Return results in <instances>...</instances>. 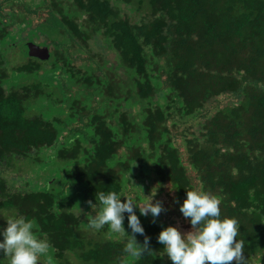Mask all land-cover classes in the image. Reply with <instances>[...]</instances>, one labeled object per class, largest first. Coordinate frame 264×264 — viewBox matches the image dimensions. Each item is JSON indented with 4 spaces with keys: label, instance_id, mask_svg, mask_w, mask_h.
Returning a JSON list of instances; mask_svg holds the SVG:
<instances>
[{
    "label": "trees",
    "instance_id": "obj_1",
    "mask_svg": "<svg viewBox=\"0 0 264 264\" xmlns=\"http://www.w3.org/2000/svg\"><path fill=\"white\" fill-rule=\"evenodd\" d=\"M42 38L48 61L29 56ZM222 96L236 103L211 114ZM153 184L180 215L185 189L216 196L244 264H264V0H0V208L33 221L51 264H171L156 239L170 206L140 217L155 254L139 259L82 229L98 191Z\"/></svg>",
    "mask_w": 264,
    "mask_h": 264
},
{
    "label": "clouds",
    "instance_id": "obj_2",
    "mask_svg": "<svg viewBox=\"0 0 264 264\" xmlns=\"http://www.w3.org/2000/svg\"><path fill=\"white\" fill-rule=\"evenodd\" d=\"M153 189L142 200L132 194L98 191L96 202H87L94 213L87 221V228L100 231L107 226L110 233L126 236L124 252L132 258L155 254L140 219L151 216L155 223L165 211L163 202L154 199L158 188ZM185 190L186 198L180 203L179 210L191 229L182 232L176 226L163 227L156 237L162 245L161 257L166 256L171 264H244V243L237 239V220L222 216L221 202L216 196L199 189ZM0 216L6 221V226H0V264L5 261L6 264H40L50 245L35 234L33 221L24 216L5 217L2 213ZM125 219L128 231L124 226ZM137 234L144 237L143 243L138 242Z\"/></svg>",
    "mask_w": 264,
    "mask_h": 264
},
{
    "label": "rangeland",
    "instance_id": "obj_3",
    "mask_svg": "<svg viewBox=\"0 0 264 264\" xmlns=\"http://www.w3.org/2000/svg\"><path fill=\"white\" fill-rule=\"evenodd\" d=\"M22 29V28H21ZM19 35V34H18ZM41 41H43V38L40 39V40H37V41H34V42H30V43H35L37 45H41ZM50 47V50L52 52V47L51 46H48ZM14 57V60L16 61V63H19V62H23L25 61L24 57L20 55L19 51H16V53L14 55H12V58ZM57 77V76H56ZM233 103H236V100H234L233 98H231L230 96H222L220 98H218L217 102H214L213 103V106H211L209 108L211 114H213L214 112H216V110L218 108H224L226 106H229ZM199 124H200V118L199 117H189V119H187V124L186 125H183L182 128H180L179 132H184L185 129L189 128L191 130H195V129H198L199 128ZM176 143L177 144H181L182 141H183V138L182 137H177V139H175ZM182 147V145H181ZM49 154H53V150L49 153ZM21 165H23L22 169L24 171L28 170L29 169V173L32 177H35L36 176V173L37 171H33L31 170V164H28V163H22ZM28 172V171H26ZM39 174H43V171L42 172H39ZM19 187V186H18ZM157 187L155 184L152 185L151 189ZM171 187L170 185H166L164 188H163V191L162 192H159V188L157 189V195L155 196V200H159V201H162L163 202V206L164 208H168V206H170V212H171V225L172 226H176L178 227L182 232H186V231H189L191 229V225L188 224L187 221L183 220V218L181 217L182 215H180L179 211L176 210V199H175V195L174 193L170 190ZM155 192V189H153V193ZM151 194V192L149 193V195ZM5 217L7 216H11L12 214L10 212H1ZM0 224L1 226H6V221L4 220V218L2 216H0ZM84 231H90L89 229H86L84 228ZM94 233L95 231L91 230V232H89V237H93L94 236ZM122 238V235L119 234V239ZM67 258L68 260L70 261L71 264H82L78 258L73 255V254H69L67 255Z\"/></svg>",
    "mask_w": 264,
    "mask_h": 264
},
{
    "label": "water",
    "instance_id": "obj_4",
    "mask_svg": "<svg viewBox=\"0 0 264 264\" xmlns=\"http://www.w3.org/2000/svg\"><path fill=\"white\" fill-rule=\"evenodd\" d=\"M29 56L48 61L51 58V50L48 46H40L35 43H28Z\"/></svg>",
    "mask_w": 264,
    "mask_h": 264
},
{
    "label": "flooded vegetation",
    "instance_id": "obj_5",
    "mask_svg": "<svg viewBox=\"0 0 264 264\" xmlns=\"http://www.w3.org/2000/svg\"><path fill=\"white\" fill-rule=\"evenodd\" d=\"M27 45H28V44H27ZM0 211L3 212V213H4V212H7V211H5V210H3V209H1V208H0ZM10 213H11V212H10ZM0 226H1V224H0ZM85 228L88 229L87 226H86ZM82 229H83V233L86 234V236H87L89 239L96 238V232L94 233V236H93V237H89L88 235H89V232H91V230H90V231H84V227H83ZM69 254H71V253H69ZM69 254H67V255H69ZM73 255H74V254H73ZM0 257H2V253H0ZM50 262H51V258H50L48 255L42 257L41 260H40V264H51ZM5 264H6V261H5ZM52 264H54V263H52Z\"/></svg>",
    "mask_w": 264,
    "mask_h": 264
}]
</instances>
